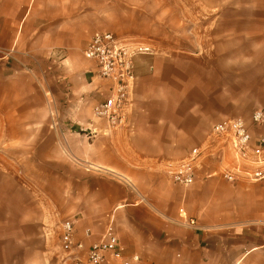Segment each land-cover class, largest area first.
<instances>
[{"label":"crops","instance_id":"crops-1","mask_svg":"<svg viewBox=\"0 0 264 264\" xmlns=\"http://www.w3.org/2000/svg\"><path fill=\"white\" fill-rule=\"evenodd\" d=\"M91 4L0 0V264H66L60 234L53 252L51 240L67 221L86 248L113 227L141 264H264V180L227 181L231 158L217 155L190 186L170 175L215 125L264 110V1L250 14L203 16L192 46L145 41L151 52L136 59L135 107L120 130L94 118L104 85L93 62L79 86L66 76L52 90L34 75L33 56L65 63L82 46ZM50 95L74 109L57 115Z\"/></svg>","mask_w":264,"mask_h":264},{"label":"built area","instance_id":"built-area-1","mask_svg":"<svg viewBox=\"0 0 264 264\" xmlns=\"http://www.w3.org/2000/svg\"><path fill=\"white\" fill-rule=\"evenodd\" d=\"M150 52L151 49L144 43L131 42L110 31L96 32L85 46L84 56L94 63L97 77L104 85L99 91L100 99L94 107L93 115L108 129L129 127L135 107L138 78L136 59ZM214 155L223 159L231 158L232 163L222 171L227 181L264 180V110H256L250 122L243 118H233L215 125L207 145L194 150L170 171L172 179L181 186L192 185L199 164ZM186 223L192 227L197 224L194 219H188ZM60 247L66 264H141L139 255L130 258L125 256V250L113 227L108 228L102 240L86 248L75 239L74 223L64 222Z\"/></svg>","mask_w":264,"mask_h":264},{"label":"rangeland","instance_id":"rangeland-1","mask_svg":"<svg viewBox=\"0 0 264 264\" xmlns=\"http://www.w3.org/2000/svg\"><path fill=\"white\" fill-rule=\"evenodd\" d=\"M92 2L90 11H92V19L88 18L85 27L86 39L82 46L71 51L65 56L67 61L61 63L64 58L60 55H36L33 56L35 64L34 75L42 83H50L53 89L58 88V80L68 76L75 86H79L82 80V72L90 63L83 54L86 41L98 31H110L118 37L127 39L131 42L144 43L145 41L162 40L168 47L192 46L190 40H201V32L203 28L202 17L222 15H234L236 9L240 13L250 14L251 4L264 0H87ZM236 4L238 7H236ZM160 18L163 20V28L161 34L156 36L155 26ZM189 18V21L187 20ZM194 20V22H193ZM159 24V23H158ZM160 25V24H159ZM194 29L198 34L194 35L188 31ZM51 110L58 112H71L73 106L66 100H62V105L56 106L55 99L52 95ZM58 108V109H57ZM58 115V113H57ZM57 120V119H56ZM59 121L64 122V118ZM53 127L57 126V122L51 118ZM65 123V122H64ZM58 126L59 123H58ZM66 127L71 128L67 125ZM69 170V169H68ZM73 170V169H72ZM58 183L52 182V193L54 188L58 187ZM69 191L72 184H62ZM55 200L52 198L51 207L54 208ZM74 200H68L65 206L66 211L74 210ZM56 231V230H55ZM58 232L52 234L51 250L53 252L59 242Z\"/></svg>","mask_w":264,"mask_h":264},{"label":"trees","instance_id":"trees-1","mask_svg":"<svg viewBox=\"0 0 264 264\" xmlns=\"http://www.w3.org/2000/svg\"><path fill=\"white\" fill-rule=\"evenodd\" d=\"M81 133H83V132H81Z\"/></svg>","mask_w":264,"mask_h":264}]
</instances>
